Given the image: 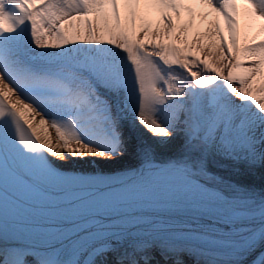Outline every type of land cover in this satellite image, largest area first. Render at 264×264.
<instances>
[{
	"label": "snow or ice",
	"instance_id": "snow-or-ice-1",
	"mask_svg": "<svg viewBox=\"0 0 264 264\" xmlns=\"http://www.w3.org/2000/svg\"><path fill=\"white\" fill-rule=\"evenodd\" d=\"M127 125L156 138L127 172L178 177L226 235L179 206L55 241L0 213V264H211L190 232L222 242L216 264H264V0H0V186L57 196L51 181L83 173L63 163L124 155ZM173 139L179 157L156 167Z\"/></svg>",
	"mask_w": 264,
	"mask_h": 264
},
{
	"label": "bare ground",
	"instance_id": "bare-ground-1",
	"mask_svg": "<svg viewBox=\"0 0 264 264\" xmlns=\"http://www.w3.org/2000/svg\"><path fill=\"white\" fill-rule=\"evenodd\" d=\"M38 119V118H37ZM50 131H52L50 129ZM126 139L128 140V150L124 153L123 156L118 157L114 160H102L97 157H85L84 159L72 158L69 162L63 163L62 167L64 170L71 172L72 170H79L80 172H117L122 169L136 168L142 164L141 157L137 154V148L140 144H156V138H154L143 126L131 127L127 125L123 129ZM54 136V132H53ZM179 144L178 139H173L169 141V145L164 148L157 147L154 163L158 164L156 167L160 168V165L166 164L179 157ZM95 174V173H94ZM99 175V174H97ZM165 174L155 173L154 176L160 177L155 184L157 191H164L168 194L171 199H176L178 197H184L181 190H184L180 184L175 183L174 178L166 179L164 178ZM97 185L102 184L103 180H96ZM180 182V181H179ZM241 182L254 184L257 187L260 186L261 176L259 173H256L254 176H242ZM1 199V198H0ZM17 217V214H15ZM145 217L140 212H135L133 215L126 217V223L130 226H138ZM120 225L124 226V223ZM251 259V257L249 258Z\"/></svg>",
	"mask_w": 264,
	"mask_h": 264
}]
</instances>
